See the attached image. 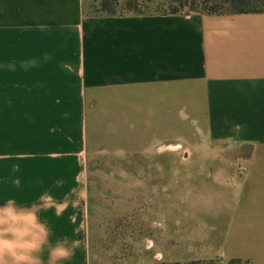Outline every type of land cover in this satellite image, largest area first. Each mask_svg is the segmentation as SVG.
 <instances>
[{
	"label": "crops",
	"instance_id": "1",
	"mask_svg": "<svg viewBox=\"0 0 264 264\" xmlns=\"http://www.w3.org/2000/svg\"><path fill=\"white\" fill-rule=\"evenodd\" d=\"M198 138L221 146L189 159L221 164L210 166L238 250L186 256L264 264V12L89 15L84 0H0V264H92V158Z\"/></svg>",
	"mask_w": 264,
	"mask_h": 264
},
{
	"label": "rangeland",
	"instance_id": "2",
	"mask_svg": "<svg viewBox=\"0 0 264 264\" xmlns=\"http://www.w3.org/2000/svg\"><path fill=\"white\" fill-rule=\"evenodd\" d=\"M84 4L86 11H94V0ZM206 144L198 138L192 146L174 142L148 153L92 158L87 164L92 264H248L186 256L190 247V254L202 257L221 247L230 255L238 250L222 224L223 182L210 166L221 164L189 159L222 153L221 146ZM192 188L199 193L190 195ZM190 222L197 229L192 245L185 234Z\"/></svg>",
	"mask_w": 264,
	"mask_h": 264
},
{
	"label": "trees",
	"instance_id": "3",
	"mask_svg": "<svg viewBox=\"0 0 264 264\" xmlns=\"http://www.w3.org/2000/svg\"><path fill=\"white\" fill-rule=\"evenodd\" d=\"M89 15L179 14L185 9L204 14L261 13L264 0H94ZM154 9V10H153ZM234 261H242L235 259Z\"/></svg>",
	"mask_w": 264,
	"mask_h": 264
}]
</instances>
